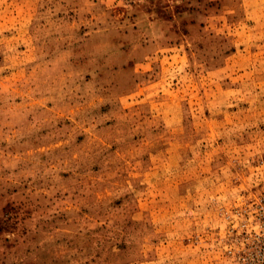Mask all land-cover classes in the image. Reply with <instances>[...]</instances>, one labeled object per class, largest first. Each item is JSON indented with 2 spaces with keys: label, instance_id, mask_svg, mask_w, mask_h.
<instances>
[{
  "label": "rangeland",
  "instance_id": "obj_1",
  "mask_svg": "<svg viewBox=\"0 0 264 264\" xmlns=\"http://www.w3.org/2000/svg\"><path fill=\"white\" fill-rule=\"evenodd\" d=\"M264 195V0H0V264H230Z\"/></svg>",
  "mask_w": 264,
  "mask_h": 264
},
{
  "label": "built area",
  "instance_id": "obj_2",
  "mask_svg": "<svg viewBox=\"0 0 264 264\" xmlns=\"http://www.w3.org/2000/svg\"><path fill=\"white\" fill-rule=\"evenodd\" d=\"M224 250L230 264H264V195L222 210Z\"/></svg>",
  "mask_w": 264,
  "mask_h": 264
}]
</instances>
